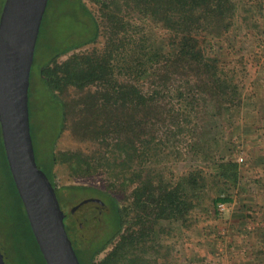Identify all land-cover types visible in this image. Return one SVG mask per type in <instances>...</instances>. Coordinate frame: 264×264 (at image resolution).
Masks as SVG:
<instances>
[{"label": "trees", "instance_id": "obj_1", "mask_svg": "<svg viewBox=\"0 0 264 264\" xmlns=\"http://www.w3.org/2000/svg\"><path fill=\"white\" fill-rule=\"evenodd\" d=\"M93 1L99 5L97 18L82 0H75L84 12L86 31L92 36L86 35L60 51V41L66 36L46 43V57L41 64L35 57L31 73L32 80L38 68L42 83L53 99L49 102L50 110L56 114L60 107L63 116L67 110L75 136L90 146L57 151L56 132L50 143L44 140L40 147L31 126L36 159L54 185H57L58 169L64 168L73 176L106 173L107 188L117 194L132 188L123 206L113 198L115 219L108 231L103 226L97 237L80 240L73 222L67 224L82 264L163 263L166 253L160 241L162 225L188 223L198 203L204 201L210 182L209 171L200 167L176 177L172 168L160 166L170 141L168 133L176 127L188 133L192 132L191 127L197 130L215 127V132L210 134L214 135V141L210 137L194 136L190 146L198 160L210 162L214 177L222 180L229 190L241 183L238 164L226 160L222 154L223 148L228 149L235 142L222 127L225 121L234 134H239L240 125L234 120L240 119L252 103L244 94L238 72L223 57L222 41L234 24L239 4L249 12L252 3L261 9V0H121L122 4L118 0ZM70 11L73 13L70 9L65 13ZM260 13L259 17L264 19L263 10ZM45 18L46 15L42 26ZM252 26L264 33L259 20ZM102 30L103 47L74 51L61 60L64 54L89 41L97 43ZM69 89L77 90L80 95L65 104L56 90L62 94ZM0 175L4 178L5 191L0 219L9 228V239L16 242L19 250L24 247L32 253L38 264H47L11 175L1 129ZM63 188L75 190L78 198V190L83 194L95 191L112 198L94 185ZM228 189L211 199L217 215L221 204L235 200ZM57 192L59 195L60 190ZM11 195H15L18 204L11 203ZM22 262L29 264L28 259Z\"/></svg>", "mask_w": 264, "mask_h": 264}, {"label": "rangeland", "instance_id": "obj_2", "mask_svg": "<svg viewBox=\"0 0 264 264\" xmlns=\"http://www.w3.org/2000/svg\"><path fill=\"white\" fill-rule=\"evenodd\" d=\"M118 1L122 4L121 0ZM262 2L264 5V0L260 1L261 9H258L254 3L250 4L249 12H246L242 3L239 4L234 15V24L222 41L223 57L229 63V67L238 72L244 83V94L249 103H252L248 110L244 109L240 119L234 120L236 124L240 125V128H237L239 134H234L225 121H223L222 127L225 133L235 141L228 149L223 148L222 154L226 160H233L238 164L241 183L238 187L235 186L229 190L222 180H217L214 177L215 170L210 162L198 160L190 146V139L194 136L196 138L210 137V141H214V135L210 134L215 132V127L206 130H204L205 127H200V130L191 127L192 132L190 133L187 130L184 131L183 128L176 127L174 131L169 132L170 141L167 142L168 147L164 152L166 156L162 158L160 166L163 169L172 168L176 177L200 167L209 171L210 182L204 201L198 203L188 223L167 222L162 225L160 241L165 246L163 252L166 253V257H162L165 261L159 262V264H258L260 259H262L261 264H264V33L259 31V28V30H254L252 26L253 23L256 26L259 20V25L264 28V19L259 17L261 10L264 13ZM4 3L5 0H0V14ZM92 5L99 16V5ZM66 9L73 10V13L70 11L72 15H67ZM78 12L79 9L75 1L56 0L49 4L41 30L39 48L37 47L38 50L35 54L38 64H41L46 57L47 48L44 49L46 43L56 42L59 37L66 36L60 41L62 43L60 51L63 47L77 43L82 39L78 32L82 30V27L75 18ZM250 16L253 18L251 19ZM69 28L74 32H70L71 30L68 32ZM65 32L69 34H65ZM104 41V37L101 36L97 43L78 51L101 48L104 46ZM63 59L65 58L61 60ZM39 73L40 71L36 68L30 86V120L35 142L43 147L44 140H49L50 143L53 134L60 130L63 117L60 114V107L56 114H54L55 111L50 110L49 102L52 98L42 85ZM78 95L80 93L77 90L71 89L67 98L71 100ZM46 129L50 130L46 132ZM204 131H207L208 135ZM163 137L166 138V135L164 134ZM72 140L71 148L73 150L86 149L90 146L76 136L72 137ZM221 144L224 145L223 142ZM58 170L57 181L61 186L75 185L74 183L80 182L104 187L109 180L106 173L83 177L73 176L64 168ZM3 180L4 178H1L0 175V205L3 203L1 198L4 195L2 193L5 192L2 188ZM131 189L120 190L119 195L128 201ZM226 189L231 191L235 200L231 204H224L225 209H221L220 205V214L217 215L212 208L211 199ZM74 191L69 188L60 190L59 200L62 205L65 206L72 201L69 195H75ZM78 192V195H83L82 191L78 190ZM10 201L13 205L18 204L15 195H11ZM65 221L66 224L71 225V215ZM3 226L0 219V228H3L0 230V248L3 250L6 245L13 250L6 252L11 255L10 259H7L4 250L6 264H15L14 260L20 263L24 257L27 258V250L21 247V250L17 251L14 241L7 242V239L5 241L3 236L7 234L9 228L4 229ZM102 229L103 227L100 232ZM81 234L82 232L78 236L80 240L81 238L84 240L94 238L93 235L87 239ZM71 239L73 240V238ZM163 260L161 259V261Z\"/></svg>", "mask_w": 264, "mask_h": 264}, {"label": "water", "instance_id": "obj_3", "mask_svg": "<svg viewBox=\"0 0 264 264\" xmlns=\"http://www.w3.org/2000/svg\"><path fill=\"white\" fill-rule=\"evenodd\" d=\"M48 4L49 0H5L0 14V129L11 175L46 263L82 264L65 220L74 215L83 237L91 238L97 227L92 224L95 199L61 204L55 186L38 165L31 129V73Z\"/></svg>", "mask_w": 264, "mask_h": 264}, {"label": "flooded vegetation", "instance_id": "obj_4", "mask_svg": "<svg viewBox=\"0 0 264 264\" xmlns=\"http://www.w3.org/2000/svg\"><path fill=\"white\" fill-rule=\"evenodd\" d=\"M54 1H56V0H54ZM82 2L85 4V7L91 12V15H94L97 18L98 17V12L96 13L95 9L92 7L93 6L92 4H97V3L94 2L93 0H82ZM49 4H48V6H49ZM48 6H47V8H48ZM77 7L79 9L78 5H77ZM46 11H47V9H46ZM66 14L67 15H72L71 13L70 14L66 13ZM45 15H46V12H45ZM75 18H77V20L79 21V24L82 27V30L78 31L79 34H80L79 36L82 37V39H84V38H86V35L90 34V32L88 33V31H86L88 29V27L84 25L85 24V22L83 20V19H85L84 12L79 10L78 15ZM70 30H71L70 32L73 31V29H70ZM65 34H68V32H65ZM103 34H104V32L102 30V32H101V36L102 37H104ZM88 36L91 37L92 35H88ZM101 36H99V38H101ZM93 42H94L93 40L89 41L88 43H85V45L91 44ZM85 45H83V46H85ZM42 82H43V80H42ZM42 85L45 87L44 83H42ZM30 86H31V83H30ZM46 90H47V88H46ZM69 90H71V89H69ZM69 90L68 91H64V93H62V94H61V92L59 90H56V93L59 95V98L62 101H64L65 104H68V103L71 102V100L67 98ZM29 96H30V93H29ZM29 104H30V100H29ZM67 113H68V111L66 110L65 115L64 116L62 115V117H64V119H62L60 130L57 132V135L54 137V147H55V149L57 151H67V150H70V149L73 150L71 148L72 142H73L72 137L75 138V134H74L73 130L71 129V121L72 120L70 118L69 113L68 114ZM69 128H70V130H69ZM55 180H56L57 185H54V184L53 185L56 188V192H57V189H59V190L64 189L63 186L58 184L57 176H56ZM98 188H99V186H98ZM100 188L103 189L104 192L110 194L112 198H110L109 196H106L104 194H100L98 192H95V191H89L88 193H85L82 196H79V198L77 197L76 194H75V196L70 194L71 195V196L69 195L70 198L71 199L74 198V199H72L71 202H68L65 205V206L75 205V204H78L79 202H81L82 200L87 199V198L95 199V202H94V205H93V211H92L93 212L92 216H93V218L94 217L95 218L93 219L92 224L93 225L97 224V227H96V232H95L93 237H96L99 234V232H100V230H101V228L103 226H104V230H106V231L109 230V227L113 226L112 222L115 219L114 210H113V201H112L113 198L116 199V201L120 204V206H123V204L127 203V200L122 198L119 194L115 193L113 190L107 188L106 185L104 187H100ZM57 195H58V192H57ZM58 197H59V195H58ZM66 218H68V217L66 216ZM98 219H99V222L97 223ZM71 221L73 222L74 226L76 227L77 233H78V236H79V233H81V231H80L77 219H76V217L74 215H71ZM3 227L5 229V228H7V225L4 224ZM124 227H125V225H124ZM0 230H3V228H0ZM106 234L107 233L105 232L104 233L105 237H106ZM3 237H5L4 238L5 241L7 239V242L14 241L13 239H9L7 234L6 235L4 234ZM99 240H101V239H99ZM14 243H15V249L17 251H20L19 248L16 247V242L15 241H14ZM12 246L14 248V245H12ZM4 247H3V250L0 248V264H6V257H7V259H10V257H11V255H8L9 253H6V252L13 251L11 248L9 249V247H7L6 245H4ZM4 250H5V253H6V257H5V254H4ZM27 253H28L27 256H26L27 258L24 257V260L28 259V263L29 264H38V261H36L33 258L32 253L30 254V252L28 250H27ZM99 257H100V255L98 256V258ZM14 262H15V264H21L22 261L20 263L19 262L17 263L14 260Z\"/></svg>", "mask_w": 264, "mask_h": 264}, {"label": "built area", "instance_id": "obj_5", "mask_svg": "<svg viewBox=\"0 0 264 264\" xmlns=\"http://www.w3.org/2000/svg\"><path fill=\"white\" fill-rule=\"evenodd\" d=\"M221 209H225L224 204H221Z\"/></svg>", "mask_w": 264, "mask_h": 264}]
</instances>
